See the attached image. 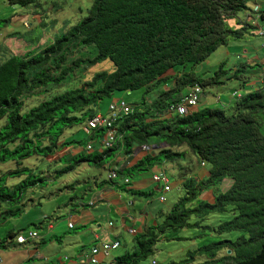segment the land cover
I'll use <instances>...</instances> for the list:
<instances>
[{
	"label": "trees",
	"instance_id": "1",
	"mask_svg": "<svg viewBox=\"0 0 264 264\" xmlns=\"http://www.w3.org/2000/svg\"><path fill=\"white\" fill-rule=\"evenodd\" d=\"M6 1L26 7L39 0ZM247 9L248 0H94L85 17L43 48L11 53L0 63V120L6 119L0 127V165L14 162L16 168L0 175L1 220L21 215L24 204L23 208L14 205L21 204L25 193L37 185V179L27 175L32 171L24 165L27 159L54 155L71 144L60 143L67 128L95 116V107L104 98L144 88L152 96L130 104L132 112L118 118L115 145L80 154L76 163L104 167L106 158L123 153L133 160L137 148L153 146L151 137H158L155 145H166L158 155L153 149L148 151L132 166L117 171L123 183L108 182L135 195H151L127 187L135 172H148L161 154L178 161L191 153L200 166L204 163L208 168L207 177H184V195L161 222L139 231L134 249L117 257L115 264H142L152 259L157 243L165 237L190 239L178 235L186 228H199L216 239L167 264H264V86L235 100L230 114L222 107H207L185 116L170 115L187 87L198 84L207 89L224 82L221 77L239 78L244 69L255 68L246 65L230 75L231 70L222 63L210 77L194 70L231 38L243 35L242 29H232L227 22ZM82 47L93 48L96 55L71 60L73 50ZM105 59L113 62V71L98 72L89 82L51 92L78 69ZM32 95L43 99L28 106L26 99ZM101 132L90 135V142L100 144ZM181 147L187 149L174 151ZM73 169L70 165L63 172ZM22 176L25 178L19 184H8L10 178ZM210 190L213 198H203ZM217 214L220 219L212 220ZM168 232L174 234L168 237ZM233 232L235 238L224 236ZM11 235L9 232L0 239V247L8 246Z\"/></svg>",
	"mask_w": 264,
	"mask_h": 264
},
{
	"label": "rangeland",
	"instance_id": "2",
	"mask_svg": "<svg viewBox=\"0 0 264 264\" xmlns=\"http://www.w3.org/2000/svg\"><path fill=\"white\" fill-rule=\"evenodd\" d=\"M251 1L252 0H248V2ZM93 2L94 0H86V2L82 4L75 0H39L33 5L21 7L11 5L6 0H0V36H2V38L0 39V45H6L7 41L3 40V37L4 33L9 29L22 33V35H24V33L26 34V32H28V29L31 28V24L33 23V20H31L30 16L32 14L31 12L37 11L39 12V15H37L40 17V25L36 26V29H32L38 37L35 40H39V42L37 41V43H40L41 48H43L46 43L54 40L61 31H66L68 28L75 25L83 17H85L88 13V9ZM238 15L242 17L244 15V12L240 11ZM24 21L29 22L28 28L24 27ZM35 23L36 22H34L33 24ZM250 28L251 35L256 42L255 44L259 47L261 46V54L263 55L264 38L260 36L259 29H255L253 25H251ZM73 51L75 52H72L73 54L71 60L76 57H94L96 55V51L90 47H82L80 49H74ZM239 52L241 53L242 50L237 48L236 54H238ZM219 57L220 55L218 54L209 56L208 62L206 61L205 64H199L194 68L196 74L202 75L203 71H210L207 76L214 75L215 71L220 67V64L216 62V59H218ZM253 66H255V68L252 67V70L258 71L260 68L258 65ZM190 67L191 65L189 66V69H192ZM113 70L114 64L111 60L105 59L99 61L92 66L83 68L82 70L78 69L73 74L70 80L66 81L60 86L52 87L51 92H63L69 88L76 87L83 83L91 81L94 75L98 72ZM170 73L172 74L173 71H171ZM258 73L259 72H251L252 76ZM224 78L225 77H221L219 80L220 82L224 81L225 83L222 82L217 85L208 86L209 88L206 89V95L207 97L209 96L211 104L213 105L212 107H222L226 109L230 114L233 111L232 109L234 107L235 100H233L231 107H226L222 104V102L218 100V96H221V101H224L226 94H228L229 96L233 94V92L235 91L233 89V86L235 85L232 84L233 80L226 81L224 80ZM240 91L243 92L244 89ZM151 96V93H145L144 88L130 92H115L111 97L104 98L95 108L97 112H100L104 115H109L108 113L110 110V105L112 103H119L122 99H124L127 103L134 106L135 104L140 103L144 98L150 99ZM42 99L43 96L41 95H32L29 96L28 99H26V102L28 106H33ZM176 115L178 114L175 113L174 116ZM5 123L6 119L0 120V127ZM84 124L85 123L76 124L72 127L67 128L64 135L61 137L60 143L71 142V144H67L66 147L70 145L80 147L79 153L87 154L88 152L86 148L88 143L90 142V135L85 132ZM158 141V137H151L150 144L155 145L158 143ZM186 149V147L175 148L174 151H185ZM61 151H63V149ZM71 151L72 148L65 149L61 154L58 153L49 157L32 156L24 162L25 166L32 169V171H27V175L32 180L37 179V185L29 189L24 195V200L22 203L26 204L25 208L29 205L27 209L24 208V211L26 212L25 214L23 213L21 216L17 214L15 217L8 218V221L0 220V239L6 238L8 232L11 230L18 232V230L21 228L20 226H23V234L27 235V233L29 232L28 230L35 229L36 224L31 223L34 222V218L41 216L45 212L50 214L57 209L58 205L64 202L68 203L72 199L81 201L84 198L83 194L86 192L87 188H89L90 186H94L95 181L100 185L110 183L107 182L109 180L108 170L100 166H96L93 163H89V165L87 164L88 166H79L80 163L77 164L75 159L80 158L79 154H76L77 156L75 155V158L73 155L71 157L70 155H68L71 154ZM63 153H65L64 157L62 158V160H59L58 157ZM111 160V157H108L105 159V162L110 163ZM70 165H74V169L67 173L63 172V170ZM13 168H16L14 162L1 164L0 175ZM163 168L168 172L173 187V191L165 195L167 198L166 202L160 201L162 192L156 189V183L152 179V175L154 173L160 172ZM180 169H182L183 174L192 173L197 170L201 172H206L208 170L207 167L200 166V163L196 156L191 153H188L187 157H184L182 160L178 161H170L166 158L165 154H161L160 161L150 168V170L147 172L148 174L142 175L144 172L140 174L135 172L134 175L131 176L132 181L135 183L141 182L143 179L147 180L143 184L145 185L143 187L144 191L151 192L152 194L149 196L135 195V197L140 201V208L143 209L148 206V208L157 217L158 222L162 221L161 219L163 218V213H166L171 205L176 202L177 197H174V195L182 193L181 190L178 189V186L181 183ZM24 178V176L19 178H10L8 180V184L10 186H15L22 180H24ZM24 183L25 182H23L22 184ZM17 193H19V191H17ZM183 195L184 192L180 196ZM30 197H32L33 200H30ZM31 201L33 204L31 203ZM17 207L22 206L21 204H15L14 208ZM215 216H218V214ZM219 217L220 216H211L212 220L215 219L214 221H218L220 219ZM206 222L209 223V221ZM178 233L179 236H185L190 239L168 240V238L165 237L164 239L160 240L157 243L155 254L153 257L157 260L158 264H167L172 260L178 261L186 257L187 251L196 249L202 244L216 239L215 235L210 234L209 232L202 234V230L199 228H186L184 230H179ZM173 234L174 233L168 232L166 236L170 237ZM224 236L226 238H235L236 232L226 234ZM150 260L151 258H149L142 264H148Z\"/></svg>",
	"mask_w": 264,
	"mask_h": 264
},
{
	"label": "crops",
	"instance_id": "3",
	"mask_svg": "<svg viewBox=\"0 0 264 264\" xmlns=\"http://www.w3.org/2000/svg\"><path fill=\"white\" fill-rule=\"evenodd\" d=\"M75 1L82 4L86 2V0ZM256 5L260 7L261 15L264 14V0H252L248 2L249 9L243 11L244 15L242 17H240L238 13L227 22L228 26L232 29H242L243 35L238 39L231 38L226 45L220 46L213 53L220 55V57L216 59V62L220 65L221 63L227 64L226 67L231 70L230 75H234V73L243 69L246 65H258L260 67L258 71L252 70L251 68L244 69L245 72H241L239 78L228 79L225 77L224 80L228 79L226 81L233 80L232 84L235 85L233 89L242 88L245 91H250L260 89L264 86V53L263 55L261 54L262 48L255 44L256 42L250 32L251 25H253L255 29H258L259 24L264 22L259 18L260 13L257 15V13L253 11ZM31 13V20H33V23H36L31 24V28L28 29L26 34L24 33V35H22V33L12 31V29L4 33L3 40L7 41V43L4 46L0 45V63L11 53L24 54L28 51L41 48L40 43L34 42L38 37L33 31L36 26L40 25L39 12L33 11ZM1 38L2 36H0V39ZM237 48L242 50L241 53L239 52L240 54H236ZM205 63L206 62L203 64ZM251 72L259 73L252 76ZM209 73L210 71H203V77H210L211 75L207 76ZM206 94L205 89L204 97L199 105L192 108V112H198L204 108L213 106L209 96L207 97ZM232 102L233 100L231 97L226 94L222 104L226 107H231ZM96 114L101 113L97 112ZM94 146V150L96 148L100 151L105 150L100 144L97 145V142H94ZM164 146L165 144H161V146L153 145L154 155H158ZM71 148V154L68 155L71 157L73 155L74 158L77 156L76 154L80 156V147L70 145L62 149L64 151L65 149ZM62 149L58 150L55 154H61L63 152L61 151ZM94 150H87V154L94 152ZM146 153H148V151L137 148L133 154L135 157L133 160L130 158L131 156L124 153L111 156L112 160L110 163L106 162L105 166L102 168L110 172L111 170L118 171L125 165L130 167L139 160V158L146 155ZM64 155L65 153L59 156L58 159L62 160ZM87 164L89 165V162L83 161L80 162L79 166H85ZM180 170L181 183L178 189L181 190V194L184 192L182 186L184 177L195 176L198 177V179L207 177V171L201 172L197 170L192 173L183 174L182 169ZM146 174L148 173L145 172L142 175ZM117 181L123 183L120 175ZM146 181V179H143L141 182L135 183L131 179L132 184L127 188L151 193L144 191L143 187L145 185L143 184ZM155 185L156 189L163 193L162 185L159 183ZM222 189H224V184ZM172 191L173 187L171 181V190L164 194L171 193ZM181 194L174 195V197H177L178 200ZM83 197L81 201L72 199L68 203H61L58 205L57 209L50 214L45 212L41 216L34 218V222L31 223L36 224L35 229H30L28 231H37L38 237L36 238H28L25 243H18L15 234H23V226H20L21 228L18 232L13 230L9 231L13 233V235H11L13 238L8 239L10 241L6 242L8 245L7 247H0V264H92L90 261V250L93 246H99L100 248L96 256L98 262L94 264H115L117 257L128 251H132L135 247L136 235L130 234L127 228L135 227L139 232L155 224L157 221V217L148 206L141 209V206H139L140 201L135 197V194H133L132 191L122 189L117 183L114 184L110 182L100 185L95 181L94 186L87 188ZM203 198H213V190L205 192ZM30 200H33V198L30 197ZM23 204L25 208L26 204L21 203V206ZM28 207L29 205L25 209ZM23 213L25 214L26 212L23 210ZM164 215L165 213H163L162 217H164ZM2 221H8V219ZM70 222L74 224L73 228L69 227ZM111 222L114 223L112 226L110 225ZM116 240L121 241V246L118 249L105 250L103 248V243H110Z\"/></svg>",
	"mask_w": 264,
	"mask_h": 264
},
{
	"label": "built area",
	"instance_id": "4",
	"mask_svg": "<svg viewBox=\"0 0 264 264\" xmlns=\"http://www.w3.org/2000/svg\"><path fill=\"white\" fill-rule=\"evenodd\" d=\"M255 11H259V6L257 5L255 7ZM26 27H29V23H25ZM259 34L264 38V25H262L259 28ZM203 95V89L199 85L191 86L187 89L186 93L182 96L181 100L171 108L170 113H177L178 115H188L191 113L192 108L197 106L201 100V97ZM234 97L240 98L242 96V93L238 90H236L233 93ZM219 98V97H218ZM132 112V106L127 103L124 99L121 100L119 103H112L110 105L109 115L104 114H96L92 118H90L86 123L84 124V130L89 135H94L96 130H103L101 132L100 145L103 149L112 148L118 138V126L116 124L118 118L122 114H128ZM94 142H90L87 145V149L89 151L94 150ZM142 150L148 151L151 150L150 146L143 145L141 147ZM204 165V164H203ZM118 177V174L115 170H111L109 172V179L110 180H116ZM152 179L154 182L159 183L162 185L164 191H169L171 189L170 184V176L165 170H161L160 172L154 173L152 175ZM125 182H128L129 179H124ZM160 201L166 202L167 198L166 196L162 195L160 196ZM114 223L111 222L110 225L112 226ZM69 227L73 228L74 224L72 222L69 223ZM128 232L130 234H136L138 232V229L135 227H129L127 228ZM38 237L37 231H29L27 235L21 234L17 236V242L18 243H25L28 238H36ZM121 246V242L116 240L110 243H103V248L105 250L110 249H117ZM99 246H93L90 250V261L92 264L97 263L98 259L96 258L97 254L99 253ZM150 264H157L156 260H152Z\"/></svg>",
	"mask_w": 264,
	"mask_h": 264
},
{
	"label": "clouds",
	"instance_id": "5",
	"mask_svg": "<svg viewBox=\"0 0 264 264\" xmlns=\"http://www.w3.org/2000/svg\"><path fill=\"white\" fill-rule=\"evenodd\" d=\"M256 6H257V5H256ZM256 6H255V7H256ZM253 11H254L255 13H257V15H258V14L260 13V7H259V11H255V8H254ZM260 15H261V13H260ZM260 15H259V18L261 19ZM261 16H262V15H261ZM263 21H264V20H263ZM26 22H28V21H25V23H26ZM25 23H24V26H25ZM28 23H29V22H28ZM30 24H31V23H30ZM262 25H264V22L261 23V24H259L258 29H259ZM25 27H26V26H25ZM27 28H28V27H27ZM251 66H253V65H251ZM251 69H253V68H251ZM196 85H198V84H196ZM188 88H189V87H187V89H188ZM201 88H202V87H201ZM187 89H186V91H187ZM202 89H203V88H202ZM234 90H235V91H236V90L240 91V90H242V88L234 89ZM256 90H257V89H256ZM186 91H185V92H186ZM235 91H234V92H235ZM185 92L183 93V95L185 94ZM234 92H233V93H234ZM240 92H241V91H240ZM243 92H244V93H243ZM243 92H241V93H242V96H241L240 98L234 97L233 94L230 95V97H231L232 100L241 99V98H242V97H243L248 91H245V90H244ZM183 95H182V96H183ZM204 95H205V89H203V95H202V97H201V100H202V98L204 97ZM218 97H219V96H218ZM201 100H200V102H201ZM218 100H219L220 102H222V101H221V100H222L221 96L218 98ZM200 102H199V103H200ZM198 105H199V104H198ZM195 107H196V106H195ZM191 113H193V112L191 111ZM170 114H171V115H174L175 113H170ZM188 115H189V114H188ZM180 116H183V115H180ZM184 116H185V115H184ZM89 143H90V142H89ZM89 143H88V144H89ZM150 147H151V150H152L153 147H152V146H150ZM164 147H166V145H165ZM164 147H163V148H164ZM86 149H87V148H86ZM87 150H88V149H87ZM88 151H89V150H88ZM148 151H150V150H148ZM203 164H204V163H202V165H201L202 167H204V165H205V164H204V165H203ZM162 170H163V169H162ZM165 171H166V170H165ZM116 172H117V170H116ZM166 172H167V171H166ZM167 173H168V172H167ZM117 174H118V172H117ZM118 176H119V175H118ZM117 178H118V177H117ZM109 180H110V179H109ZM116 180H117V179H116ZM170 184H171V178H170ZM162 189H163V187H162ZM170 190H171V189H170ZM170 190H169V191H170ZM165 192H167V191H164V190H163V193L161 194V196H162V195L165 196V195H166V194H164ZM137 233H138V232H137ZM137 233H136V234H137ZM136 234H134V235H136ZM24 235H25V234H24ZM132 235H133V234H132ZM16 241H17V237H16ZM118 241H119V240H118ZM120 242H121V241H120ZM117 249H118V248H117ZM152 260H156V259H155V258H152V259L150 260V262H151ZM156 261H157V260H156ZM150 262H149L148 264H150ZM157 264H158V262H157Z\"/></svg>",
	"mask_w": 264,
	"mask_h": 264
},
{
	"label": "water",
	"instance_id": "6",
	"mask_svg": "<svg viewBox=\"0 0 264 264\" xmlns=\"http://www.w3.org/2000/svg\"><path fill=\"white\" fill-rule=\"evenodd\" d=\"M229 252H231V251L229 250Z\"/></svg>",
	"mask_w": 264,
	"mask_h": 264
}]
</instances>
